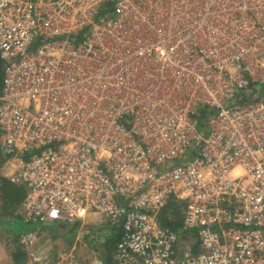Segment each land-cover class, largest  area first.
Here are the masks:
<instances>
[{"label": "built area", "instance_id": "built-area-1", "mask_svg": "<svg viewBox=\"0 0 264 264\" xmlns=\"http://www.w3.org/2000/svg\"><path fill=\"white\" fill-rule=\"evenodd\" d=\"M0 65L30 260L80 264L34 244L93 215L114 264H264V0H0Z\"/></svg>", "mask_w": 264, "mask_h": 264}, {"label": "crops", "instance_id": "crops-1", "mask_svg": "<svg viewBox=\"0 0 264 264\" xmlns=\"http://www.w3.org/2000/svg\"><path fill=\"white\" fill-rule=\"evenodd\" d=\"M20 206L21 205L12 213L0 212V264H37L29 259L28 250L21 247L18 241V237L21 233L31 229L30 226H26V224L22 222V209ZM108 228L111 231L112 228ZM58 230H64V228L62 226L53 228L51 225L41 227L34 244V251L48 257L55 256L57 254V249H52L50 251L44 250H46L45 247L52 248L54 245L57 247L63 245L62 240L66 239V237L57 239ZM73 248L74 247H71L70 249Z\"/></svg>", "mask_w": 264, "mask_h": 264}, {"label": "rangeland", "instance_id": "rangeland-1", "mask_svg": "<svg viewBox=\"0 0 264 264\" xmlns=\"http://www.w3.org/2000/svg\"><path fill=\"white\" fill-rule=\"evenodd\" d=\"M261 88L262 94H264V83ZM106 224L107 222L98 216H89L76 230H71L73 233L69 232V228L58 230L57 239L66 237V239L62 240L63 245L61 247L55 245L52 248L45 247L46 250L44 251L57 249L56 253H58L61 250L66 251L74 247V252L80 264H93L95 259H102L105 239H107L110 232Z\"/></svg>", "mask_w": 264, "mask_h": 264}, {"label": "trees", "instance_id": "trees-1", "mask_svg": "<svg viewBox=\"0 0 264 264\" xmlns=\"http://www.w3.org/2000/svg\"><path fill=\"white\" fill-rule=\"evenodd\" d=\"M0 77H1V65H0ZM198 128L203 129L205 125L206 112L200 110L197 115ZM24 198V190L21 187L15 186L8 182L6 179L0 177V212H15L16 208L21 204ZM170 215V218L168 216ZM162 224L171 227L176 230L180 228L181 218L180 211L177 207L175 201L168 203L166 208L161 213ZM78 224L71 230H76ZM73 233V232H71ZM109 236L105 239V244L103 248L102 260L104 264H114L112 259V253L115 246L120 239V230L117 228H112L108 234ZM22 247V246H21Z\"/></svg>", "mask_w": 264, "mask_h": 264}]
</instances>
